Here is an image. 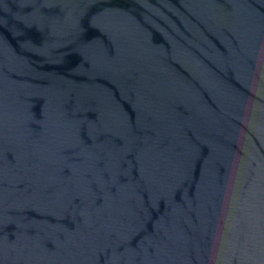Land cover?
Masks as SVG:
<instances>
[{
	"label": "water",
	"instance_id": "1",
	"mask_svg": "<svg viewBox=\"0 0 264 264\" xmlns=\"http://www.w3.org/2000/svg\"><path fill=\"white\" fill-rule=\"evenodd\" d=\"M0 264H264V0H0Z\"/></svg>",
	"mask_w": 264,
	"mask_h": 264
}]
</instances>
